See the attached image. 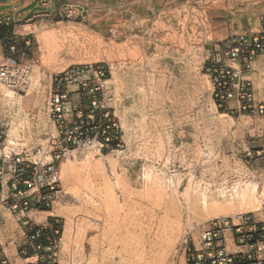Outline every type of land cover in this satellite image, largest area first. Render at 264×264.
<instances>
[{
  "label": "rangeland",
  "instance_id": "obj_1",
  "mask_svg": "<svg viewBox=\"0 0 264 264\" xmlns=\"http://www.w3.org/2000/svg\"><path fill=\"white\" fill-rule=\"evenodd\" d=\"M0 1L6 3L0 9L12 8L9 0ZM53 4L74 12L68 19L56 13L25 22L29 15L22 16L0 42V58L13 47L16 57L32 60L24 92L0 86V152L43 151L51 131L46 103L53 75L75 63L109 69L108 106L122 134L117 147L99 154L77 150L59 162L58 198L50 213L34 214L37 219L48 215L49 221L56 215L62 236L70 228L68 242L60 238L59 264H122L113 251L120 245L111 226L133 236L165 229L162 237L169 243L151 264H185V237L187 243L195 242L210 218L253 212L264 221V112L249 115L232 101L220 110L207 71L217 43L240 35L250 41L264 30V0ZM24 10L42 9L38 0H29L14 14ZM48 33L55 35V42L43 40ZM262 66L253 65L243 77L250 80L254 101L264 105ZM83 153L92 165L100 164L104 177L82 169L80 180L66 181L63 163L80 164ZM48 159L42 155L43 161ZM105 181L120 206L105 202ZM156 183L160 194L154 190ZM20 239L16 218L0 203V242L16 264L22 263Z\"/></svg>",
  "mask_w": 264,
  "mask_h": 264
},
{
  "label": "built area",
  "instance_id": "obj_2",
  "mask_svg": "<svg viewBox=\"0 0 264 264\" xmlns=\"http://www.w3.org/2000/svg\"><path fill=\"white\" fill-rule=\"evenodd\" d=\"M38 4L42 10L30 14L25 22L38 16L49 19L56 13L68 19L74 12L70 6L54 5L53 0H38ZM20 18L0 12V26L14 27ZM260 53L264 54V30L251 35L250 41L240 35L215 45L207 71L216 105L232 101L249 115L264 112V105L254 101L250 80L243 77L252 70ZM31 67L30 59L2 55L0 86L24 92L29 86ZM109 73L103 64L88 62L71 64L54 73L46 103L51 125L45 137L46 147L34 155L29 149L23 155L4 149L0 152V203L20 227L21 264H59L63 229L57 227L58 217L53 215V221H49L46 215L37 220L32 214L47 211L57 200L61 191L59 162L72 151L99 154L109 146L120 145L121 127L111 117L108 106ZM71 86L75 89L71 90ZM3 134L0 120V141ZM42 155L49 159L43 161ZM184 243L185 264H264V221L257 220L253 212L213 217L199 231L195 242L189 244L185 237ZM0 264H16L1 242Z\"/></svg>",
  "mask_w": 264,
  "mask_h": 264
},
{
  "label": "bare ground",
  "instance_id": "obj_3",
  "mask_svg": "<svg viewBox=\"0 0 264 264\" xmlns=\"http://www.w3.org/2000/svg\"><path fill=\"white\" fill-rule=\"evenodd\" d=\"M42 38V37H40ZM43 40H51L56 41V37L53 33L46 34L43 37ZM74 153V151H72ZM80 164L74 163L71 160H67V162L63 163L61 168V175L64 177L66 181L72 180H80L81 179V170L83 169L88 173V175H92L96 178H103V169H100V164L95 163L91 164L88 159H86V154H82L80 156ZM86 174V173H85ZM88 178V177H87ZM84 183V182H83ZM156 183L154 184V190L160 194L159 188L160 185ZM249 186V185H248ZM153 188V185H152ZM249 188V187H248ZM234 189V188H233ZM103 192L105 197V202L112 206H120V201L114 195V191L112 186L108 181H105V185L103 186ZM190 195V194H189ZM251 195V190H249L248 196ZM247 196V195H246ZM103 197V196H102ZM250 197V196H249ZM254 199V198H253ZM165 200V199H164ZM245 200V199H244ZM199 202V201H198ZM164 205V204H163ZM255 210L259 209V203L257 204ZM254 209V208H253ZM93 210V209H92ZM108 211V210H107ZM35 213H50L48 211L45 212H33V216L35 219L37 217L34 215ZM58 213L63 215L62 211H58ZM40 216V215H39ZM92 217V216H91ZM38 220V219H37ZM163 226H161L162 228ZM110 231L114 232V239L118 240L120 248L115 252L120 259L122 264H151L159 255L163 254L168 243L169 239L162 237L163 230L156 228V231L150 233L148 236L147 232H140L137 235L133 236L128 230H126L123 234L120 230L113 229V226L110 227ZM117 228V227H116ZM145 231V230H144ZM70 238V228L66 227L63 232L62 239L65 242H68ZM64 246V244H63Z\"/></svg>",
  "mask_w": 264,
  "mask_h": 264
},
{
  "label": "crops",
  "instance_id": "obj_4",
  "mask_svg": "<svg viewBox=\"0 0 264 264\" xmlns=\"http://www.w3.org/2000/svg\"><path fill=\"white\" fill-rule=\"evenodd\" d=\"M29 0H9L8 3L10 5H12V8L8 11L2 10L0 9V12L2 13H6V14H11L13 17H18V16H27L30 15L32 13H29L28 10H24L18 14H14L16 11L24 8L27 4H28ZM6 3L4 1H0V7L5 6ZM264 64V54L260 53L256 60L253 62L252 66H260ZM71 90L75 89L73 86L70 87ZM76 95L73 94V97H75ZM62 239V237H61Z\"/></svg>",
  "mask_w": 264,
  "mask_h": 264
},
{
  "label": "trees",
  "instance_id": "obj_5",
  "mask_svg": "<svg viewBox=\"0 0 264 264\" xmlns=\"http://www.w3.org/2000/svg\"><path fill=\"white\" fill-rule=\"evenodd\" d=\"M9 31H10V27L0 26V42H5V40L9 37V33H10ZM10 54H13V53L11 51L6 52V55H10ZM217 106L220 110L223 109L222 106H219V105ZM57 227L60 228L59 224L57 225Z\"/></svg>",
  "mask_w": 264,
  "mask_h": 264
}]
</instances>
